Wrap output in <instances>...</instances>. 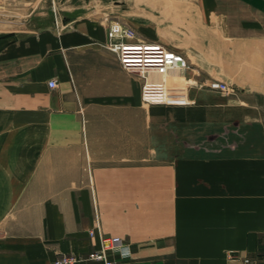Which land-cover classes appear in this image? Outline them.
Returning a JSON list of instances; mask_svg holds the SVG:
<instances>
[{
	"label": "crops",
	"instance_id": "1",
	"mask_svg": "<svg viewBox=\"0 0 264 264\" xmlns=\"http://www.w3.org/2000/svg\"><path fill=\"white\" fill-rule=\"evenodd\" d=\"M186 2L195 13L65 0L0 37V264L85 255L93 203L120 238L112 264H264V0ZM108 21L180 53L183 79L216 69L234 93L168 76L166 104L142 103L137 71L103 46Z\"/></svg>",
	"mask_w": 264,
	"mask_h": 264
},
{
	"label": "built area",
	"instance_id": "2",
	"mask_svg": "<svg viewBox=\"0 0 264 264\" xmlns=\"http://www.w3.org/2000/svg\"><path fill=\"white\" fill-rule=\"evenodd\" d=\"M135 37V33L126 24L111 21L106 29V41L104 47L114 53L118 63L125 70H136L140 76L139 98L145 104H166L167 86L164 80L152 81L147 79V73L163 75L172 68H187L185 58L177 52L169 50L156 42H129ZM54 80L47 81L48 87L54 86ZM223 83L212 81L207 86L209 89H222ZM223 90V89H222ZM264 126V114L261 118ZM97 237L95 248L86 252L85 255L61 254L52 260L51 264H77L79 261L97 264H112L109 253L116 250L120 245L117 236L104 235L101 232L96 206L92 204L91 225L87 229V237ZM228 260L239 257L238 252L226 250ZM243 263H251L253 259L242 257Z\"/></svg>",
	"mask_w": 264,
	"mask_h": 264
},
{
	"label": "rangeland",
	"instance_id": "3",
	"mask_svg": "<svg viewBox=\"0 0 264 264\" xmlns=\"http://www.w3.org/2000/svg\"><path fill=\"white\" fill-rule=\"evenodd\" d=\"M65 0H0V37L8 36L13 32H18L21 30H25L26 24L33 22L37 27L41 26L48 20L49 17H52L54 13H58V5ZM71 3H74L76 0H69ZM180 2V12L182 11H191L196 12L195 6L191 7L190 4H187L186 0H179ZM45 15V16H42ZM49 16V17H48ZM40 19V20H38ZM45 20V21H44ZM111 21H108L110 23ZM169 23V22H168ZM124 24V23H123ZM29 25V24H28ZM169 39V38H168ZM170 41H173V45L175 48L180 49L181 42L185 43V38H179L177 41L176 38H170ZM182 49V48H181ZM186 56V54L184 53ZM191 74L198 76L199 72L195 70L186 69ZM182 70L178 68H172L165 72L163 75H155L157 78H151V75L146 74L147 79L152 81H158L159 79L164 80L166 82L168 76H173V80L178 84H183L184 82L189 85H194L195 87L206 88L212 81H218L223 83L222 89H210L212 91L220 92L224 95H231L234 93V86L225 81L224 79L218 76V71L216 69L206 70L207 72H200L205 74L203 83L193 82L191 80L183 79L182 74L180 73ZM190 78V77H189ZM177 80V81H176ZM168 84L171 82L168 79ZM194 83V84H193Z\"/></svg>",
	"mask_w": 264,
	"mask_h": 264
},
{
	"label": "bare ground",
	"instance_id": "4",
	"mask_svg": "<svg viewBox=\"0 0 264 264\" xmlns=\"http://www.w3.org/2000/svg\"><path fill=\"white\" fill-rule=\"evenodd\" d=\"M146 44H148V43H146Z\"/></svg>",
	"mask_w": 264,
	"mask_h": 264
}]
</instances>
